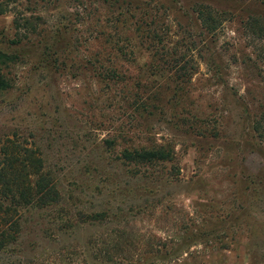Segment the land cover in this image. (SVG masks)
<instances>
[{
	"label": "rangeland",
	"instance_id": "obj_1",
	"mask_svg": "<svg viewBox=\"0 0 264 264\" xmlns=\"http://www.w3.org/2000/svg\"><path fill=\"white\" fill-rule=\"evenodd\" d=\"M202 4L221 20L212 34ZM251 16L264 26V0H0V185L28 181L33 149L61 195L31 208L0 190V229L20 231L0 264H81L119 230L167 257L151 264H264V142L243 109L264 105ZM158 149L166 160L122 157Z\"/></svg>",
	"mask_w": 264,
	"mask_h": 264
},
{
	"label": "trees",
	"instance_id": "obj_2",
	"mask_svg": "<svg viewBox=\"0 0 264 264\" xmlns=\"http://www.w3.org/2000/svg\"><path fill=\"white\" fill-rule=\"evenodd\" d=\"M198 12L199 19L202 22L203 27L206 31L209 33H214L218 30V28L221 27V20L218 16V12L215 11L212 7L208 5H200L196 8ZM249 24L251 27L258 26V31H256L257 35L259 37H262L264 40V26L261 25L262 18L251 16L249 17ZM255 34V30L253 31ZM0 61H3V55L0 54ZM103 76V75H101ZM104 76H109L108 78H111L115 80L116 74L110 75L106 74ZM110 80V79H109ZM111 81V80H110ZM11 87L10 83L4 76L1 66H0V96L8 90ZM256 102V101H255ZM144 108L149 109L151 112V109H156V107H152L150 105L145 106ZM151 108V109H150ZM243 109L248 114L247 120L249 121V129L251 130V133L253 136L258 139L261 142H264V105H260V112L256 114L255 116L251 114L250 112V106L249 104H243ZM155 112V111H153ZM15 156L18 155V152L14 153ZM28 156H26L23 159L24 164V173L27 170L28 181L24 182L23 186H20V183H10L8 179H3L4 181L3 186L0 185V190L4 191H11L13 193H16L18 196V200L14 201L13 203L18 205H24L26 207L31 208H42V207H50L54 204H57L61 200V195L59 188L57 186V183L52 175V173L46 169L45 167V160L44 158L39 154V152L33 149H28ZM167 152H165L162 149L158 150H140V151H126L123 153L122 157L129 162H152L156 160H166L168 158ZM21 161V160H20ZM17 161V162H20ZM16 162V163H17ZM15 165V164H14ZM13 165V167H14ZM1 178H5V175L1 173ZM26 183V184H25ZM15 188V189H14ZM0 207L3 208L4 204L0 202ZM11 207L5 208V214L8 215L9 211H11ZM94 217H88L86 216L83 221L91 223L93 221ZM69 222V221H68ZM14 226H17L18 229H13V231H7L3 229L1 231L0 229V249H2L7 241L13 240L14 238H17L20 231L18 222H13ZM68 227L63 228L62 230L56 231V233H51V235L57 234L59 236H62L69 232V228H71V223H68ZM118 231V230H117ZM48 232V231H46ZM115 237L111 238L110 242H102V245H98V247H91L87 248L84 246L83 251L80 253L84 255V258L82 259L81 264H151V262L147 263L144 259L146 256H150L155 260H167V257H162L160 255V250H155L153 248H147V249H138L137 241H135L132 237L125 236L120 232H116L114 235ZM74 249L67 252V255H69V258L72 257L74 254ZM134 252H140L139 257L135 259ZM79 255V253L77 252ZM137 254V253H136ZM149 254V255H147ZM61 254L56 255L54 252L51 254L50 259L47 261L46 264H63L62 258L61 260L58 258ZM58 256V257H57ZM138 256V255H136ZM38 260L30 261L29 264H45V262H38ZM81 262V261H79ZM67 264H80L76 263V261L69 260Z\"/></svg>",
	"mask_w": 264,
	"mask_h": 264
}]
</instances>
